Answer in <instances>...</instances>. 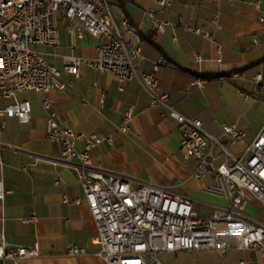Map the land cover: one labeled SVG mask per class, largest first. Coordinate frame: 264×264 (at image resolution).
<instances>
[{
    "label": "crops",
    "instance_id": "crops-1",
    "mask_svg": "<svg viewBox=\"0 0 264 264\" xmlns=\"http://www.w3.org/2000/svg\"><path fill=\"white\" fill-rule=\"evenodd\" d=\"M107 1L115 22L126 19L142 40L145 59L139 61V70L150 72L153 61L160 57L166 60L157 72L159 91L168 94L166 106L200 120L210 136L223 142L227 138L221 125L235 126L245 136L230 143L229 150L234 155L243 153L264 125V0H171L166 6L155 0ZM151 7L157 17L173 25L157 32L145 14ZM185 24L211 33L212 39ZM60 31V47L42 51L52 65L57 67L65 54L95 56L99 39L89 35L78 39L62 27ZM195 55L199 62L194 61ZM229 73L239 76L225 78ZM256 73L263 74L257 91L253 82ZM62 78L73 81V87L48 93L57 121L76 132L113 136L112 144L102 142L89 150L95 168L187 196L200 216L227 207L226 199L207 191L212 184L210 175L194 176L196 164L181 150V136L168 110L151 106L149 94L136 81L121 82L87 65L81 66L79 78L64 69ZM201 78L207 82L194 85ZM15 102H28L31 112L28 122L0 118V182L4 190L0 239L16 245H38L39 256L18 264H107L99 254V245L93 242L96 224L77 173L63 163L58 145L46 138V114L39 96L24 91L1 101L0 106ZM127 114H131L129 131L116 133ZM83 148L82 143L76 146L78 151ZM215 152L220 154L219 164L224 155L218 149ZM64 195L81 202L65 204ZM247 197L244 213L250 207L258 217L255 220L264 223L261 204ZM70 245L85 253L68 254ZM159 260L162 264H264L256 251L246 249L166 252Z\"/></svg>",
    "mask_w": 264,
    "mask_h": 264
},
{
    "label": "built area",
    "instance_id": "built-area-1",
    "mask_svg": "<svg viewBox=\"0 0 264 264\" xmlns=\"http://www.w3.org/2000/svg\"><path fill=\"white\" fill-rule=\"evenodd\" d=\"M155 2L166 6L171 0ZM155 13L153 7L145 11L157 32L173 25ZM184 26L212 39L209 32ZM60 27L78 39L86 35L99 39L93 58L73 54L61 56L63 69L75 79L80 77L81 66L87 65L109 73L121 82L136 81L149 94L151 106L168 110L166 112L176 122L181 136V150L196 164L194 176L210 175L212 184L207 191L226 199V208L215 210L210 216H200L194 212L187 196L93 166L89 150L102 142L112 144L113 136L76 132L57 121V112L48 93L66 91L73 87V81H64L62 70L36 48H59ZM141 44L142 40L126 19L115 22L107 0H0V102L28 90L39 96L46 114V138L58 145L63 163L77 173L84 200L96 224L93 242L99 245V254L107 264H162L161 253H225L231 249L254 250L264 259V223L244 213L248 195L258 201L264 211V125L243 153L234 155L229 144L242 139L245 133L235 126L221 125L227 138L223 142L210 136L200 120L168 108V94L159 91L157 80L159 67L165 65L166 60L160 57L152 62L150 72L140 71L138 63L145 59ZM194 61L199 62L200 57L195 55ZM238 76L229 73L225 78ZM262 79V73L255 74V91ZM206 82L205 78L196 79L194 85L203 86ZM30 112L28 102L0 106V118L16 117L28 122ZM130 119L131 114H127L115 132L127 133ZM2 127L0 120V130ZM78 143L84 145L83 151L76 149ZM215 149L224 155L219 164L220 154ZM3 196L0 182V198ZM62 202L78 205L81 199L70 200L64 195ZM67 252L80 256L85 250L70 245ZM39 255L37 244L16 245L0 239V264H18L25 258Z\"/></svg>",
    "mask_w": 264,
    "mask_h": 264
},
{
    "label": "rangeland",
    "instance_id": "rangeland-1",
    "mask_svg": "<svg viewBox=\"0 0 264 264\" xmlns=\"http://www.w3.org/2000/svg\"><path fill=\"white\" fill-rule=\"evenodd\" d=\"M36 48L40 51H54L55 49L53 47H45V46H36ZM57 67L61 70H63V66H62V63H58L57 64ZM245 213H248L249 216L252 218V219H256L258 218L257 215L252 211L250 210V207L247 209V211H245Z\"/></svg>",
    "mask_w": 264,
    "mask_h": 264
}]
</instances>
